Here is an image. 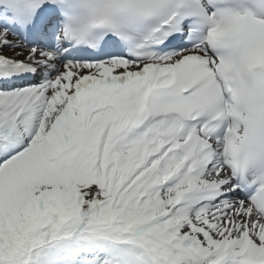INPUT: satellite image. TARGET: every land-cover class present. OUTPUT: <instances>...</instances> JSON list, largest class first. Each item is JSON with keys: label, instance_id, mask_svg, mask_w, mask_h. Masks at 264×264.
I'll use <instances>...</instances> for the list:
<instances>
[{"label": "snow or ice", "instance_id": "snow-or-ice-1", "mask_svg": "<svg viewBox=\"0 0 264 264\" xmlns=\"http://www.w3.org/2000/svg\"><path fill=\"white\" fill-rule=\"evenodd\" d=\"M0 264H264V0H0Z\"/></svg>", "mask_w": 264, "mask_h": 264}]
</instances>
